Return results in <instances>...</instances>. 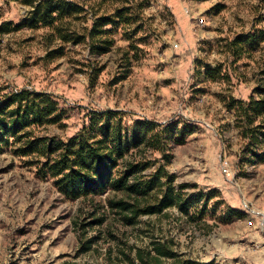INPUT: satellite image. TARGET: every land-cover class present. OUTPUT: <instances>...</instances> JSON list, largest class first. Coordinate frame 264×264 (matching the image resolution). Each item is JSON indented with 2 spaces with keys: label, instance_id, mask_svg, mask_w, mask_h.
<instances>
[{
  "label": "rangeland",
  "instance_id": "rangeland-1",
  "mask_svg": "<svg viewBox=\"0 0 264 264\" xmlns=\"http://www.w3.org/2000/svg\"><path fill=\"white\" fill-rule=\"evenodd\" d=\"M66 1L85 13L15 30L31 7L0 0V27L12 23L0 34V99L24 89L56 97L64 120L36 128V136L62 141L82 130L89 113L108 110L122 112L129 129L144 119L189 126L166 170L176 186L188 185V198L217 197L206 205L200 198L188 217L173 208L126 226L105 197L67 199L39 175L37 160L9 148L0 154V264H126L119 250L154 254L155 243L202 264H264V161L254 156L264 143L252 146L228 108L232 99L248 102L261 83L264 0ZM123 9H130L124 22L103 34L113 41L109 52L91 54L93 21ZM162 157L157 152L144 174L165 164ZM101 217L103 225L91 224ZM87 240L92 249L81 253Z\"/></svg>",
  "mask_w": 264,
  "mask_h": 264
},
{
  "label": "trees",
  "instance_id": "trees-1",
  "mask_svg": "<svg viewBox=\"0 0 264 264\" xmlns=\"http://www.w3.org/2000/svg\"><path fill=\"white\" fill-rule=\"evenodd\" d=\"M15 1L31 7L30 16L15 30L52 27L61 19L85 13L81 5L66 0ZM127 10L130 9L103 15L93 21L88 35L91 54L109 52L113 41L104 39L103 34L108 26L123 23L121 19ZM11 25H2L0 34L11 32ZM61 39L70 41L71 36H61ZM243 41L241 36L236 38L239 44ZM80 42L83 39L77 41ZM259 76L261 83L248 102L232 99L228 105L236 113L237 127L241 129L242 136L250 139L254 147L264 143V69ZM65 116L66 111L60 108L58 99L51 94L28 89L8 92L0 99V154L15 148V155L37 160L35 164L41 165L39 175L54 180V186L69 200L105 197L109 211L119 216L126 226H135L141 217L160 216L173 208L188 217L200 198L205 199L206 205L217 197L211 191L188 198L184 193L188 185L176 186V177L166 170L172 159L169 154L171 146L183 145L186 140L184 133L187 129L191 132V127H184L183 131L175 122L164 126L144 119L129 129L125 127L122 112L108 110L89 113L82 130L67 141L36 136V128L58 125ZM157 152L162 154L166 163L155 172L144 174L153 167ZM254 156L264 161V153H254ZM112 193L122 196L112 197ZM234 214L237 219L243 217L240 212ZM91 217H96V214ZM105 220L101 217L91 224L103 225ZM93 243L94 240L83 242L80 252L91 251ZM153 246L154 254L138 250L132 257L130 252L119 250L116 258L126 264H166L164 259L171 260V264H202L180 259L167 244L155 243Z\"/></svg>",
  "mask_w": 264,
  "mask_h": 264
},
{
  "label": "built area",
  "instance_id": "built-area-1",
  "mask_svg": "<svg viewBox=\"0 0 264 264\" xmlns=\"http://www.w3.org/2000/svg\"><path fill=\"white\" fill-rule=\"evenodd\" d=\"M198 20V24L200 25V26H204L206 23H205V19L202 17V18H200V19H197ZM253 223L251 222V225H252Z\"/></svg>",
  "mask_w": 264,
  "mask_h": 264
}]
</instances>
